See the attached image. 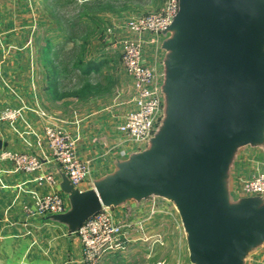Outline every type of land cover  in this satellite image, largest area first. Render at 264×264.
Returning <instances> with one entry per match:
<instances>
[{
    "label": "water",
    "instance_id": "water-1",
    "mask_svg": "<svg viewBox=\"0 0 264 264\" xmlns=\"http://www.w3.org/2000/svg\"><path fill=\"white\" fill-rule=\"evenodd\" d=\"M159 48L161 116L145 147L87 190L59 172L68 207L45 220L74 234L103 209L159 198L190 264H246L264 247V198L235 196L233 168L264 150V0H178Z\"/></svg>",
    "mask_w": 264,
    "mask_h": 264
},
{
    "label": "crops",
    "instance_id": "crops-1",
    "mask_svg": "<svg viewBox=\"0 0 264 264\" xmlns=\"http://www.w3.org/2000/svg\"><path fill=\"white\" fill-rule=\"evenodd\" d=\"M85 1L75 3L81 6ZM45 6L43 0H0V33L13 32L7 44L13 50L6 56L0 78V112L8 107L22 108L18 121H0L1 148L33 152L50 161L46 170L51 169L53 163L43 138L45 119L40 117V113H44L48 120L59 122L74 138L78 155L91 161L90 178L80 188L87 190L93 179L111 169L122 150L129 151L117 127L129 109L133 86L124 76L119 61L116 67L110 66L114 69L115 90L121 98L117 105L95 106L90 109L91 113L78 116L59 114L56 106L62 104L68 94L63 95L60 90L53 48L66 39L65 44L71 40L62 39V29L48 17H42ZM154 53L157 55V51ZM146 56L151 61L148 51ZM157 60H161V55ZM99 61L86 57L76 66L77 72L89 76L101 73L103 65ZM258 171H264V150L247 148L241 151L233 176ZM49 191L47 186L36 184L34 175L16 172L9 162L0 160V264H81V248L75 235L68 234L58 224L29 222L23 215L25 205L32 206L36 197ZM141 209L142 204L130 202L112 212L116 221L127 224L129 231L136 227L133 217ZM156 217L154 220L159 222L164 215ZM171 217L182 233L177 214L172 212ZM115 256L116 253L105 254L100 264H114ZM246 264H264V247L250 256Z\"/></svg>",
    "mask_w": 264,
    "mask_h": 264
},
{
    "label": "built area",
    "instance_id": "built-area-1",
    "mask_svg": "<svg viewBox=\"0 0 264 264\" xmlns=\"http://www.w3.org/2000/svg\"><path fill=\"white\" fill-rule=\"evenodd\" d=\"M178 10V0H168L165 8L153 16H143L128 20L122 26H114V46L119 51V61L124 74L130 78L133 95L128 101L129 109L122 116L117 127L129 151L122 150L120 158L142 150L152 136L161 116V70L154 69L146 53L149 47L159 48L161 32L171 23ZM120 32V36H118ZM6 55H0V78ZM22 108L8 107L0 112V121L16 122ZM43 138L51 156L53 166L33 152L0 149V160L9 162L13 170L34 175L36 184L47 186L50 191L35 198L32 206L23 207L24 217L31 221L45 223L50 215L66 211V196L59 189V172H63L72 184L81 188L91 175V161L81 158L76 149V141L59 122L48 120L44 113ZM113 152V151H112ZM232 192L238 197L261 196L264 198V171L251 175L233 176ZM81 190V189H80ZM27 223V222H26ZM127 224L116 221L112 209H103L75 232L81 248V264H100L107 253H116L125 237ZM160 242V240H157Z\"/></svg>",
    "mask_w": 264,
    "mask_h": 264
},
{
    "label": "rangeland",
    "instance_id": "rangeland-1",
    "mask_svg": "<svg viewBox=\"0 0 264 264\" xmlns=\"http://www.w3.org/2000/svg\"><path fill=\"white\" fill-rule=\"evenodd\" d=\"M75 1L43 0L46 6L42 17H48L55 22V26L62 29L60 34L62 39L71 40L65 44L64 42H68L66 39L63 44L53 48L60 90L63 91V95L68 94L66 100L56 106L58 113L64 117L91 113L90 109L95 106L118 104L121 98L115 90L116 85L114 86L115 76L112 72L114 69L110 68L116 67L119 62V51L114 46V26H122L130 19L158 14L168 2V0H86L78 6ZM10 32L0 33V55L9 56V52L13 50L7 47L13 35V32ZM154 51L155 47L148 48V53L152 55L149 62L157 70L161 67L160 61L157 62L161 54L157 51L156 55ZM86 57L100 60L99 63L103 65L101 73L89 76L77 72L76 66ZM119 65L121 66L120 63ZM124 76L130 80L125 74ZM137 204H142V209L133 217L136 227L129 231L125 230V237L116 252L114 264H190L184 234L171 217L172 212L176 213L172 205L159 198H150ZM157 214L164 215L159 222L155 221ZM178 218L176 217L177 220Z\"/></svg>",
    "mask_w": 264,
    "mask_h": 264
},
{
    "label": "trees",
    "instance_id": "trees-1",
    "mask_svg": "<svg viewBox=\"0 0 264 264\" xmlns=\"http://www.w3.org/2000/svg\"><path fill=\"white\" fill-rule=\"evenodd\" d=\"M87 72L89 73V72H90V69H89V70H87Z\"/></svg>",
    "mask_w": 264,
    "mask_h": 264
}]
</instances>
